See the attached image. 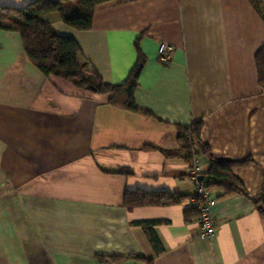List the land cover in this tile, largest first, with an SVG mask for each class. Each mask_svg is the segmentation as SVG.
I'll return each instance as SVG.
<instances>
[{
	"label": "crops",
	"instance_id": "obj_1",
	"mask_svg": "<svg viewBox=\"0 0 264 264\" xmlns=\"http://www.w3.org/2000/svg\"><path fill=\"white\" fill-rule=\"evenodd\" d=\"M62 8L72 15L77 3ZM44 18L107 83H123L141 55L140 111L44 77L19 34L0 29V264H264V212L242 193L211 187L215 235H197L177 135L201 120L211 155L236 163L251 197L264 192V15L250 0H109L88 29ZM161 42L174 47L168 64ZM136 190L182 198L128 210L125 192Z\"/></svg>",
	"mask_w": 264,
	"mask_h": 264
},
{
	"label": "trees",
	"instance_id": "obj_2",
	"mask_svg": "<svg viewBox=\"0 0 264 264\" xmlns=\"http://www.w3.org/2000/svg\"><path fill=\"white\" fill-rule=\"evenodd\" d=\"M69 0H33L24 6H0V29L17 32L20 36L24 52L30 61L44 77H56L67 81L75 87L96 93H111L110 102L140 111L136 106L133 92L137 86L139 72L144 59L138 56L137 62L130 70L126 80L121 84H110L100 77L95 69L84 70L80 62V48L70 36L59 35L50 26L45 16L55 13L68 26L75 29L91 27L92 15L95 6L109 0H74L77 3V12L65 15L62 3ZM261 13L259 4L250 0ZM264 15V14H262ZM255 65L259 84L264 87V45L255 53ZM202 121H193L187 127H178L180 155L190 167L194 156L204 157L208 164L205 177L206 186L217 187L223 193L238 192L250 198L258 208L264 212V192L251 197L239 178L233 173V161L216 159L206 144L201 140ZM247 161L243 162L246 163ZM181 195L168 191L147 192L142 190L126 191L124 206L131 210L135 206L168 205L181 200ZM185 215L197 212L193 208L185 209ZM151 242L156 251L158 242L154 236Z\"/></svg>",
	"mask_w": 264,
	"mask_h": 264
},
{
	"label": "built area",
	"instance_id": "obj_3",
	"mask_svg": "<svg viewBox=\"0 0 264 264\" xmlns=\"http://www.w3.org/2000/svg\"><path fill=\"white\" fill-rule=\"evenodd\" d=\"M173 50V45L161 42L157 49V60L162 64H168L171 61ZM201 171L200 157L194 156L188 173L194 182V192L188 199L187 205L197 212V235L211 239L215 235V223L210 209L213 196L210 188L206 186L205 177ZM200 176H202L201 179H199Z\"/></svg>",
	"mask_w": 264,
	"mask_h": 264
},
{
	"label": "rangeland",
	"instance_id": "obj_4",
	"mask_svg": "<svg viewBox=\"0 0 264 264\" xmlns=\"http://www.w3.org/2000/svg\"><path fill=\"white\" fill-rule=\"evenodd\" d=\"M259 4V8L262 14H264V0H255Z\"/></svg>",
	"mask_w": 264,
	"mask_h": 264
},
{
	"label": "water",
	"instance_id": "obj_5",
	"mask_svg": "<svg viewBox=\"0 0 264 264\" xmlns=\"http://www.w3.org/2000/svg\"><path fill=\"white\" fill-rule=\"evenodd\" d=\"M205 172H206V171H204V173H205ZM201 178H202V176L199 177V179H201Z\"/></svg>",
	"mask_w": 264,
	"mask_h": 264
}]
</instances>
